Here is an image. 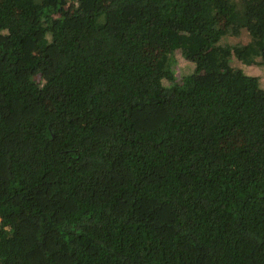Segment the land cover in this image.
Here are the masks:
<instances>
[{"label": "trees", "instance_id": "1", "mask_svg": "<svg viewBox=\"0 0 264 264\" xmlns=\"http://www.w3.org/2000/svg\"><path fill=\"white\" fill-rule=\"evenodd\" d=\"M233 55L264 67V0H0V264H264Z\"/></svg>", "mask_w": 264, "mask_h": 264}, {"label": "rangeland", "instance_id": "2", "mask_svg": "<svg viewBox=\"0 0 264 264\" xmlns=\"http://www.w3.org/2000/svg\"><path fill=\"white\" fill-rule=\"evenodd\" d=\"M112 17L115 16L114 13H111ZM247 38H244V41H246ZM227 43L230 44H237L240 43L239 45L243 44L244 42L241 40H236L233 37L227 38ZM149 45V44H148ZM147 45V46H148ZM146 46V48H147ZM151 59L154 58L153 56V51H151ZM151 63V62H150ZM233 64L241 67L247 74L258 76L261 81V85L264 86V67L258 64H247L244 61L239 60L236 56L233 55ZM185 62L184 61H179L178 63V68H184Z\"/></svg>", "mask_w": 264, "mask_h": 264}]
</instances>
